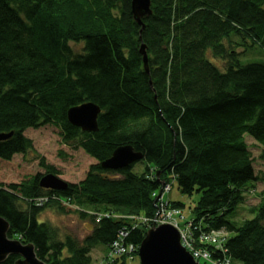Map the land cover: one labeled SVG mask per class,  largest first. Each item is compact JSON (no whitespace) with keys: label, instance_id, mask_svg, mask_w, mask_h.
Here are the masks:
<instances>
[{"label":"trees","instance_id":"16d2710c","mask_svg":"<svg viewBox=\"0 0 264 264\" xmlns=\"http://www.w3.org/2000/svg\"><path fill=\"white\" fill-rule=\"evenodd\" d=\"M132 2L0 0V133L15 132L0 142V168H11L16 155L34 147L26 131L44 126L59 128L65 143L96 161L64 192L43 189L41 173L9 183L0 172V216L10 223L9 237L33 243L48 264H92L93 249L109 248L126 226L127 241L140 246L150 222L135 228L128 219L96 220L86 211L155 218L161 183L149 177L154 168L162 181L172 173L181 193L199 194L192 212L202 230L228 234L214 259L264 264V199L251 208L254 219L238 225L234 218L259 181L246 135L264 147V64L242 65L226 45L237 37L264 50V0H152L142 34ZM82 42L83 51L75 53L70 44ZM210 53L228 60L225 72ZM87 102L102 109L96 133L67 118L70 108ZM125 145L143 153V173L134 172L138 162L118 171L102 167ZM41 166L59 174L44 158ZM53 194L82 211L56 199L34 202ZM50 207L90 219V234L83 242L60 239L57 228L39 220Z\"/></svg>","mask_w":264,"mask_h":264},{"label":"rangeland","instance_id":"374dc122","mask_svg":"<svg viewBox=\"0 0 264 264\" xmlns=\"http://www.w3.org/2000/svg\"><path fill=\"white\" fill-rule=\"evenodd\" d=\"M142 34V33H141ZM143 37V36H142ZM141 40V39H140ZM232 45L229 42H226V45L235 59H239L242 65H248L252 63H260L264 64V50L259 47H253L251 42L243 43L241 39L235 37ZM143 43L146 45L142 38ZM142 44V43H141ZM71 47L75 53H80L83 51V46L85 43H71ZM141 47V45H140ZM147 47V45H146ZM208 59L219 67L223 72L227 69L228 60H224L221 58H213L211 53L208 56ZM60 129L54 126H44L39 129H31L25 132V135L33 141L34 147L29 150L24 155H16L13 159L14 165L11 168H3L1 166L0 172L5 174L2 175L4 180H7L9 183L18 182L25 179L26 175H34L37 173L43 174V176L49 174L46 169L41 166L42 158L45 159V163L52 165L56 168L59 176L63 181L71 184L79 183L84 180L89 168L92 164H96V161L89 157L86 153L81 149H77L75 147V143H65L62 136L60 135ZM246 141L249 146V150L252 153L254 168L256 175L259 176V181L254 185V188H251L250 191L246 193V200L243 205L238 208L237 215L234 217L236 221H239L238 225H242L245 220H251L255 218L254 214H250L251 208L258 206L262 200L264 199V147H262L259 143H257L252 137L246 135ZM130 146V145H125ZM124 147V146H121ZM133 147V146H132ZM119 148V147H118ZM134 148V147H133ZM136 151V150H135ZM138 152V151H136ZM147 163L145 161L138 162L134 167V172L137 174L143 173L146 168ZM24 171V172H23ZM22 172L24 174H22ZM156 170L154 168L150 171V176L154 179L164 180L157 176ZM8 177V178H7ZM160 182V181H159ZM251 184V183H250ZM249 184V185H250ZM53 191V190H52ZM61 192V191H60ZM64 192V191H62ZM55 196V194H53ZM58 196V195H56ZM59 197V196H58ZM199 198V194L194 193L192 195H186L181 193L179 189L178 182L175 176L172 173L168 174V181H164V184H161L160 191L156 193V203L162 204L165 203L164 207L169 209L170 211L174 210V207H170V202H181L184 204V208L180 210V213L176 215V219L179 221V225L177 226L175 221L172 219L167 220L162 223L159 218H151L150 219V227L157 226L160 224H169L174 226L180 233H183V228H185L189 223L192 224V230L195 232L193 237L190 238L195 242L194 246H197L202 249H207L208 252L216 251V248H223L224 240L228 236V234L222 230L219 231H204L206 233H215L218 236L217 242L211 240H205L204 243H200L198 239H196V234H198L197 228L201 227L200 222H195L193 220L194 214L192 212V208L195 206ZM53 197H50V201H52ZM66 200L65 198L58 199ZM68 207H73L77 210H81L75 203L71 201V199H67ZM168 201V202H167ZM167 202V203H166ZM25 205H23V208ZM177 209V208H176ZM162 213L159 217L161 220L163 218L169 217L171 213ZM82 211V210H81ZM84 211V210H83ZM88 214L94 215L92 211H86ZM107 217L99 218V215H96V220L106 219H128L131 222V226L135 225H143L144 223H148V221L143 220L145 217L142 216H124L105 213ZM175 213L173 212V215ZM120 216V217H118ZM156 217V216H155ZM175 219V216H173ZM155 219L159 220L158 224L153 223ZM39 220L42 222H47L51 226L55 227L59 231L60 239H65L66 236H72L76 238L79 242H83V240L90 234L92 229V223L90 219H83L77 213L72 214H61L55 208H46L43 213L39 216ZM188 222V224H186ZM149 225V224H148ZM149 227V228H150ZM197 227V228H196ZM126 228H129V226ZM130 229V228H129ZM187 236V234H185ZM188 237V236H187ZM197 243V244H196ZM182 244V239H181ZM184 247V246H183ZM187 250V249H186ZM139 253V250L136 251ZM133 253V255H125V259L128 260V264H140V259L137 254ZM193 256V254L191 253ZM92 264H107V261H110V251L109 248L104 246H98L93 249L92 253ZM194 257V256H193ZM195 259V257H194ZM198 261L197 259H195ZM204 261H201L199 264H203ZM233 264H241L240 262H234Z\"/></svg>","mask_w":264,"mask_h":264},{"label":"water","instance_id":"95a60500","mask_svg":"<svg viewBox=\"0 0 264 264\" xmlns=\"http://www.w3.org/2000/svg\"><path fill=\"white\" fill-rule=\"evenodd\" d=\"M132 11L134 20L142 26L143 33L146 24L144 20L152 15V0H133ZM142 40V37H141ZM140 53L143 56L144 70L150 74L149 55L146 45L142 42ZM102 109L93 102H87L70 108L67 118L71 125L80 128L83 132L96 133L99 130V116ZM15 132L0 133V142L14 136ZM144 159L141 152H136L132 146L117 148L112 157L102 163L106 170H121ZM161 172L157 173L160 178ZM161 184L164 181L159 180ZM40 186L45 190L66 191L69 183L63 181L54 173L43 176ZM10 223L0 216V264L10 256H17L14 264H48L41 260L33 243H23L20 239L9 237ZM140 264H199L191 253L181 244L179 231L172 225L160 224L152 226L146 231V235L139 249Z\"/></svg>","mask_w":264,"mask_h":264},{"label":"built area","instance_id":"2783aa9c","mask_svg":"<svg viewBox=\"0 0 264 264\" xmlns=\"http://www.w3.org/2000/svg\"><path fill=\"white\" fill-rule=\"evenodd\" d=\"M156 196V194L154 195ZM50 197H53V199L51 200H58L60 199L58 196H54V195H51V196H44V197H40L36 200H34L35 204L37 206H44L45 204H47L49 201H50ZM60 202H62L63 204L67 205V201L66 200H61ZM159 205V211L156 215L155 218H159V220L164 223L166 222L167 220H174L176 225L178 226L179 225V221L176 219V215L180 213V210L179 209H174L173 211H170L169 209H166V207H164L165 203L163 202L162 204H158ZM168 210H169V213H171V215L169 217H166V218H163V220L160 219V212H163V213H168ZM173 212L175 213L173 215ZM95 215V213H94ZM96 215H99V218H102V217H107V214L105 213H96ZM175 216V219L174 217ZM120 217V216H118ZM98 218V220H99ZM159 220L158 219H155L153 221V223L155 224H158L159 223ZM150 222V220L148 221ZM150 225V223H148ZM188 224V222L186 223ZM135 227V226H134ZM197 228V227H196ZM198 230V234H196V239H198V241L202 244L204 243L205 240H211V241H214V242H217L218 240V236L215 235V233L211 232V233H206L204 232L200 227L197 228ZM183 233H181V239H182V245L190 252L193 254V256L195 257V259H197L199 262L201 261H207L209 263H212V264H229V261L226 260V261H221V260H216L213 258V256L211 255L210 252L207 251V249H202V248H199L197 246H194L195 242L192 241L190 238L193 237L194 235V231L192 230V224L189 223L185 228H183ZM187 234V236L185 235ZM122 236V237H121ZM130 236V231L126 228L124 229H121L119 231V236L113 241V243L110 245V251H111V256H125L127 254L129 255H133V251L134 253L139 250V246L136 245L135 243H132V242H128L127 239L129 238ZM224 242V241H223ZM197 244V243H196ZM224 247V246H223ZM217 250H224V248H216ZM127 259H131L130 258H127Z\"/></svg>","mask_w":264,"mask_h":264},{"label":"bare ground","instance_id":"6f19581e","mask_svg":"<svg viewBox=\"0 0 264 264\" xmlns=\"http://www.w3.org/2000/svg\"><path fill=\"white\" fill-rule=\"evenodd\" d=\"M112 157V156H111ZM110 157V158H111ZM114 171V170H113ZM118 171V170H117ZM168 202V201H167ZM166 202V203H167ZM170 206V205H169ZM175 209V208H174ZM162 213H160L159 215H161ZM123 216V215H122ZM125 218L127 217V216H124ZM143 220H146V221H149L150 220V218H147V217H145V219H143ZM138 227H142L140 224L139 225H135V228H138ZM118 236H119V233H118ZM122 237V236H121ZM133 253H134V251H133ZM135 254H137L138 255V257H139V259H140V256H139V253H137V252H135ZM134 254V255H135Z\"/></svg>","mask_w":264,"mask_h":264}]
</instances>
